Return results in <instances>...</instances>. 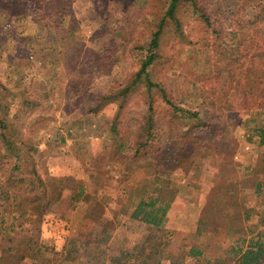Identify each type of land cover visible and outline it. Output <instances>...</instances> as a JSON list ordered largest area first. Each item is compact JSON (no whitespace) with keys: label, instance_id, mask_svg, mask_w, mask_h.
Instances as JSON below:
<instances>
[{"label":"rangeland","instance_id":"1","mask_svg":"<svg viewBox=\"0 0 264 264\" xmlns=\"http://www.w3.org/2000/svg\"><path fill=\"white\" fill-rule=\"evenodd\" d=\"M27 4L29 12L25 22H8L0 11V98L3 104L0 117L12 115L14 111L20 114L17 110L22 107L20 102L31 107L36 99L43 101L42 108L36 111L50 121L45 127L30 131L28 127L33 121H29L22 133L28 136L29 145L38 146L36 157L43 164L40 173L46 178L43 173L48 172L53 183L48 187L49 211L37 221L38 229L26 231L36 236L34 247L16 248L21 264H89L103 260L110 263L108 257L133 253L149 230L130 216L139 201L142 192L139 189L147 184L151 186L150 182L157 178L158 183L171 181L177 189L163 225L166 231L173 233L171 244L162 248V256L155 258L161 264H193L197 259H191L189 251L194 246L202 247L205 258L213 260L222 256L226 248L237 245L241 237L249 238V227L264 229V147L247 143V127L242 123L248 114L235 117L228 113L225 106L231 99L215 96L202 86L201 80L211 71V56L199 51L203 26L192 19L190 7L180 8L178 12L190 40H181L170 25L166 27L160 47L163 57L153 65L151 72L153 81L163 84L168 98L176 106L199 115L187 122L195 123L196 134L182 145L170 140V135L162 136L161 143L153 145L152 153L135 160L137 147L131 139V130L147 113L143 99L146 92L141 90L134 96L127 113L121 117L123 123L128 118L131 121L123 127L121 123L125 135L119 138L112 131L116 121L114 108H105L97 114L82 113L78 106L83 97L68 93L70 78L63 70L52 69L51 62L65 55L69 59L77 58L79 63L82 58L87 64L85 76H88L95 62L105 61L111 65L110 77L123 81L140 67L139 53L128 49L129 45L141 43L155 32L166 5L161 0H126L124 3L122 0H60L54 5L63 9L62 22L52 17L48 6L39 1L27 0ZM141 20L147 22L136 28ZM216 21L225 33L227 44L236 43L238 38L232 23L225 19ZM97 26L99 30L95 29ZM101 54L106 58H100ZM110 77L98 74L91 81L102 85L103 81L109 82ZM89 78L90 75L86 79L83 75L84 83L78 91L86 93V84L93 85ZM155 99L158 115L164 116L167 105L161 96ZM221 100H224L223 107L218 103ZM75 118L83 121L82 129L75 126L72 130L64 125ZM15 119L22 123L21 115H16ZM1 137L0 133V141ZM121 142L126 144L125 152L119 151L118 160H114L110 154ZM184 145L193 150L196 157L193 166L178 169L176 165ZM22 150L29 153L28 147ZM4 164L0 160V209H4L6 217L18 213L16 221L21 224L29 214H35L34 206L30 205L35 195L29 186L11 183L15 177L10 165ZM31 167L29 163L28 170ZM167 171L172 174L162 177ZM258 184L261 189L256 192ZM80 186L82 196H79ZM220 188L223 190L217 198L225 195L224 199L243 206L240 223L233 221L232 216L223 219L216 213L210 219L205 214L208 193ZM247 212L249 217L245 220L243 216ZM2 234L0 230V238ZM23 234V231L18 232L16 236L26 241ZM4 241L0 240V264H3L2 250L7 246Z\"/></svg>","mask_w":264,"mask_h":264},{"label":"trees","instance_id":"2","mask_svg":"<svg viewBox=\"0 0 264 264\" xmlns=\"http://www.w3.org/2000/svg\"><path fill=\"white\" fill-rule=\"evenodd\" d=\"M31 1H39L40 4L48 6L51 11L50 15L54 18H60L63 22L65 18L62 15L63 9L54 5L55 2L60 0ZM161 1L166 5V11L163 13V17L160 18L155 32H152L149 38H145L143 42L138 44L133 42L128 47L135 53H139L137 55L140 67L125 80L121 81L117 77H110L111 65H107L105 61L102 64L99 61L95 62L92 67L93 71L88 74V76L90 75L89 81L91 84H93L92 78L98 76V74L109 76L110 81H103L102 85L86 84V94L83 91H78L84 83L83 75L85 79L88 77L85 76L88 70L86 61H82L81 58L79 63L77 58L72 57L69 59L68 55L63 57L64 50L59 53L62 58L52 60V69L63 70V74L71 80V89L68 93L71 92L72 96L83 97L78 106L80 111L85 115L97 114L105 108L113 107L116 121L113 123L112 131L117 137L123 138L125 130L122 134L120 125L122 123V127L127 126L131 120L128 118L123 123L120 119L127 113L128 106L134 96L144 90L146 94L143 99L148 110L143 115L142 120L131 130V139L137 147L134 159L137 160L152 153L153 145H159L162 141L161 137L165 135H170V140H173V142L177 140V143L181 145L184 142H189L196 132L195 123L188 124L187 122L188 120L197 119L199 115L192 114L176 106L168 98L163 84L153 81L151 71L153 65L163 57L160 47L166 27L170 25L175 30L176 36L181 40H190V34L178 15L180 8L190 7L192 19L199 21L203 26H201L203 30L202 44H198L199 51L207 52L211 56V71L201 80L202 86L211 90L215 96L231 99L229 104L225 106V111L228 113L235 117L248 114V117L242 123L247 127L245 135L247 143L259 148L264 147V121H262L264 116V0ZM124 2L126 0H122V3ZM0 11L4 13L8 22H14L15 20L25 22L27 21L29 7L27 0H0ZM43 15L45 17V13ZM220 19L232 23L238 38L236 43L227 44L225 33L216 21ZM146 22L144 20L138 21L136 28L145 25ZM98 27L100 28V26H97L95 29L99 30ZM95 57L98 59L96 55ZM100 58L105 59L106 56L101 54ZM35 78L39 81L37 75H35ZM156 96H161L163 102L167 105V113L164 116L158 115L155 107ZM45 97H47V94H45ZM21 100L19 99V101ZM223 101L218 102L221 107H223ZM20 104L22 107L17 108L20 114H16L14 111L12 115L0 117V133L2 134L0 141V156H2L0 160L5 163L4 165H10L11 167V174L15 177L12 178L11 183L30 187L31 193L35 195L34 200L30 201V205L34 206L35 214H29L24 221L25 224H18L16 221L18 213H12L10 217H6L4 209H0V230L3 233L0 240H5L7 245L2 250L3 264H21L19 251L16 248L21 246L34 247L33 239H36V236L32 233L28 234L26 231H31L34 228L38 229L37 221L49 211L51 206V200L48 199V187L50 183L52 185L53 179L47 175L48 172L43 173L46 178L40 173V167L43 164L39 163L36 157L39 154L38 146L29 145L28 136L22 133L29 121H33L31 126L28 127L30 131L45 127L50 120L47 116L38 114L36 111L42 108V100L36 99L31 107L26 102H20ZM1 105L3 104L0 98V107ZM23 105H25L26 110H24ZM16 115H21L22 123L15 119ZM83 124L80 118L68 120L64 123L72 130L75 126L82 129ZM70 133L68 131L69 135H71ZM164 145L167 147L166 143ZM25 147L29 148V153L26 152L25 154L23 152L22 149ZM184 147V152L176 165L178 169H182L185 165L193 166V158L196 157L193 150L185 145ZM125 148L126 144L121 142L118 146H115L110 154L111 157L118 160L120 154L118 152H125ZM158 156H161V154ZM29 163L32 167L28 170ZM171 174V171H167L164 173L165 176L162 177ZM157 180L158 178L153 183L150 182L151 186L148 187L147 184L139 189L142 192L130 216L132 220L143 224L145 229L149 230L148 235L141 240V244H137L138 246L133 253L127 252L117 258L108 257L110 263L103 260L91 261L89 264H161L159 260L155 261V258L162 256V248L171 244L170 239L173 233L166 231L163 225L172 208L177 189H174L175 184L171 181L167 184V181L158 183ZM78 189L80 190L79 196H82L83 187L80 186ZM260 189L261 184H258L256 192ZM222 190L221 188L214 189L208 193L209 196L206 198L204 205L205 214L207 213L210 219L216 213L222 216L223 219L232 216L233 221L240 223V221H243L241 219L243 206L231 199H224L225 195H220L217 198L216 196ZM129 197L131 200L133 196L130 195ZM218 206L219 208H216ZM24 215L25 212L22 216ZM248 217L247 212L243 219L248 220ZM9 219H11V222L7 224ZM208 227L210 230V220ZM247 230L249 238L241 237L240 242L235 246L226 248L222 256L220 255L213 260L207 259L204 256L203 248L194 246L189 251V257L197 259L193 264H264V229L258 230L257 227L252 226ZM22 231L26 241L18 239L16 236V233H22ZM214 233H217V231H214ZM201 258L202 260H200ZM48 264L53 263L48 262ZM77 264H84V262Z\"/></svg>","mask_w":264,"mask_h":264}]
</instances>
